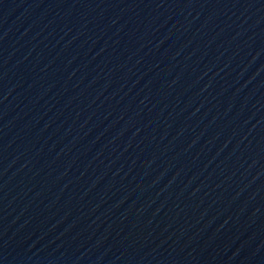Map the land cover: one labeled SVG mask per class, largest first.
<instances>
[{"label":"water","instance_id":"water-1","mask_svg":"<svg viewBox=\"0 0 264 264\" xmlns=\"http://www.w3.org/2000/svg\"><path fill=\"white\" fill-rule=\"evenodd\" d=\"M0 264H264V0H0Z\"/></svg>","mask_w":264,"mask_h":264}]
</instances>
